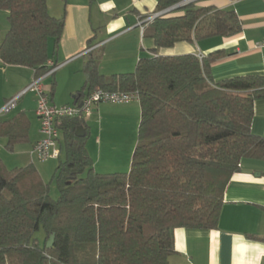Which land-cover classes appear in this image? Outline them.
Returning a JSON list of instances; mask_svg holds the SVG:
<instances>
[{
    "label": "trees",
    "instance_id": "trees-1",
    "mask_svg": "<svg viewBox=\"0 0 264 264\" xmlns=\"http://www.w3.org/2000/svg\"><path fill=\"white\" fill-rule=\"evenodd\" d=\"M183 1L159 0L156 13ZM0 10L9 21L0 60L44 75L49 43L56 52L65 17L51 16L47 0H0ZM241 31L234 10L191 3L143 25V37L152 39L155 49L133 73L103 76L100 53L90 52L76 99L96 89L140 94L130 171L94 170L89 126L82 117L58 124L61 155L65 151L52 177L58 200L34 165L8 169L0 160V264H168L176 229H217L225 190L241 162L264 160V138L251 129L255 103L264 99V76L214 82L210 70L223 52L200 60L157 51ZM27 127L20 115L0 123L9 150Z\"/></svg>",
    "mask_w": 264,
    "mask_h": 264
},
{
    "label": "crops",
    "instance_id": "crops-1",
    "mask_svg": "<svg viewBox=\"0 0 264 264\" xmlns=\"http://www.w3.org/2000/svg\"><path fill=\"white\" fill-rule=\"evenodd\" d=\"M158 2L47 0L51 16L65 17L63 35L56 52L53 41L49 43V61L62 67L43 79L51 102L57 106L81 102L83 97L76 99L75 96L85 85L84 69L93 50L100 53L98 69L101 75L108 77L133 73L139 60L151 56L155 49L153 40L143 37L140 23L142 17L156 13ZM199 6L234 10L242 22V31L232 37L181 42L172 48L159 49L157 54H201L207 57L214 52H223L210 70L214 82L238 76H264V48H257V44L264 41V0H207L199 3ZM8 31V13L0 10V44ZM35 78L37 76L33 69L9 66L0 60V123L18 115L28 123L26 131H22V140L14 139L13 150L7 147L9 138L0 136V160L8 169L32 164L44 180L43 162L31 156L33 145L42 138L40 122L35 113V95L26 93L15 108L3 113L5 106ZM88 93L85 90L84 96ZM89 119L90 137L95 126L93 123H99L101 127H106L107 134L115 143L126 139L129 141L126 143L133 144V157L137 143L132 140L138 136L141 120L139 102L100 104L94 108ZM251 129L254 135L264 138V99L255 103ZM119 131L123 133V139L118 137ZM87 149L90 154L88 146ZM174 249L168 264H264V160L244 159L241 162L240 171L232 177L225 190L217 229H176Z\"/></svg>",
    "mask_w": 264,
    "mask_h": 264
},
{
    "label": "built area",
    "instance_id": "built-area-1",
    "mask_svg": "<svg viewBox=\"0 0 264 264\" xmlns=\"http://www.w3.org/2000/svg\"><path fill=\"white\" fill-rule=\"evenodd\" d=\"M195 3L201 0H189ZM190 3V4H191ZM164 14L155 13L149 15L146 19L141 21L140 26L143 30V25L147 22L153 21L156 17ZM258 49L264 48V41L257 44ZM202 60L203 55H198ZM48 71L45 75L35 78L31 84L16 98L11 100L3 109V113L10 112L15 108L18 100L28 92H31L36 97V116L40 122V133L42 138L36 142L31 149V156L39 162H48L51 160H58L61 155L59 147L60 131L58 128L59 121L64 118H90L93 115V109L100 104H117L126 105L140 101V94L137 91L120 92V91H106L103 89H96L85 95L80 103L74 105L57 106L51 102L50 93L43 84V79L47 76L53 75L62 65L55 64L52 61L47 62Z\"/></svg>",
    "mask_w": 264,
    "mask_h": 264
},
{
    "label": "rangeland",
    "instance_id": "rangeland-1",
    "mask_svg": "<svg viewBox=\"0 0 264 264\" xmlns=\"http://www.w3.org/2000/svg\"><path fill=\"white\" fill-rule=\"evenodd\" d=\"M207 0H201L195 2L196 6H199V3ZM94 110V109H93ZM86 121H90L89 118H86ZM93 121V120H92ZM95 126L93 128L92 136L87 140V146L90 149V154L94 163V170L100 174H110V173H126L130 171L132 154L131 150L133 144L126 143L128 140H121L120 142H114L112 137L106 132V127H101L99 123H93ZM92 125V124H90ZM102 131V132H101ZM122 131V129H121ZM119 131L118 137L123 139V133ZM99 138V139H98ZM133 138V137H132ZM131 139V137H129ZM99 140H101L99 142ZM119 141V140H118ZM132 142H138V136H134ZM137 145V144H136ZM65 158V151L61 155V160ZM58 165V160L48 161L42 163L41 167L45 170L43 171V177L46 183H50V196L54 200H58L60 193L55 180H52L54 170ZM42 232H39L37 236H41Z\"/></svg>",
    "mask_w": 264,
    "mask_h": 264
},
{
    "label": "water",
    "instance_id": "water-1",
    "mask_svg": "<svg viewBox=\"0 0 264 264\" xmlns=\"http://www.w3.org/2000/svg\"><path fill=\"white\" fill-rule=\"evenodd\" d=\"M190 3H191V2H190L189 0H185V1L181 2L180 4H177V5H175V6L171 7V8H169V9L163 11V12H164V13H168V12H171V11H174V10H177V9H181V8L187 6V5L190 4ZM163 12H161V13H163ZM76 136L79 137V138H81V137L84 136V132H83V129H82L81 127H79V128L77 129V131H76ZM54 238H55V236L52 235L51 238H50V240H49L48 243H47V247H48V248H51V247L53 246Z\"/></svg>",
    "mask_w": 264,
    "mask_h": 264
}]
</instances>
